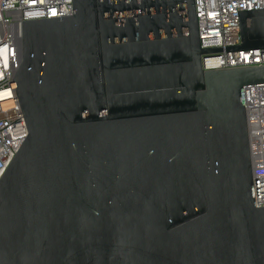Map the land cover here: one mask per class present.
Wrapping results in <instances>:
<instances>
[{
	"label": "water",
	"instance_id": "obj_1",
	"mask_svg": "<svg viewBox=\"0 0 264 264\" xmlns=\"http://www.w3.org/2000/svg\"><path fill=\"white\" fill-rule=\"evenodd\" d=\"M195 0H72L22 21L12 78L27 136L0 176V264H264L244 88L264 65L202 58Z\"/></svg>",
	"mask_w": 264,
	"mask_h": 264
},
{
	"label": "built area",
	"instance_id": "obj_2",
	"mask_svg": "<svg viewBox=\"0 0 264 264\" xmlns=\"http://www.w3.org/2000/svg\"><path fill=\"white\" fill-rule=\"evenodd\" d=\"M201 48L240 44L237 11L264 8V0H195ZM72 0H0V176L27 136L13 84L19 66L22 21L67 16ZM264 65V49L202 58L205 71ZM254 204L264 206V83L244 88Z\"/></svg>",
	"mask_w": 264,
	"mask_h": 264
}]
</instances>
